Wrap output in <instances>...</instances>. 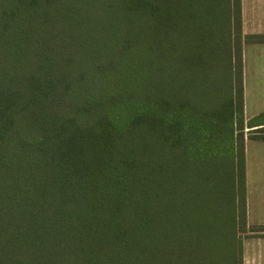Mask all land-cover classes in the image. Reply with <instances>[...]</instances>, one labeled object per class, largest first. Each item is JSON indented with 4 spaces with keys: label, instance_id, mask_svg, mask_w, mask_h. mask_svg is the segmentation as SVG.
I'll list each match as a JSON object with an SVG mask.
<instances>
[{
    "label": "trees",
    "instance_id": "1",
    "mask_svg": "<svg viewBox=\"0 0 264 264\" xmlns=\"http://www.w3.org/2000/svg\"><path fill=\"white\" fill-rule=\"evenodd\" d=\"M245 41L240 0H0V264H243Z\"/></svg>",
    "mask_w": 264,
    "mask_h": 264
},
{
    "label": "crops",
    "instance_id": "2",
    "mask_svg": "<svg viewBox=\"0 0 264 264\" xmlns=\"http://www.w3.org/2000/svg\"><path fill=\"white\" fill-rule=\"evenodd\" d=\"M240 12L243 36L264 35V0H240ZM242 61L246 218L264 226V41L243 42ZM242 236L243 264H264V229Z\"/></svg>",
    "mask_w": 264,
    "mask_h": 264
},
{
    "label": "rangeland",
    "instance_id": "3",
    "mask_svg": "<svg viewBox=\"0 0 264 264\" xmlns=\"http://www.w3.org/2000/svg\"><path fill=\"white\" fill-rule=\"evenodd\" d=\"M250 215V216H249ZM254 219H263V218H260L259 216H258V214L256 213V214H254L253 216L251 215V214H248V220H247V225H246V229H249V227H251V226H257L256 224H254V223H250L251 221H253ZM245 229V230H246ZM241 234V237H242V241L245 239V237H243L242 236V232L240 233Z\"/></svg>",
    "mask_w": 264,
    "mask_h": 264
}]
</instances>
